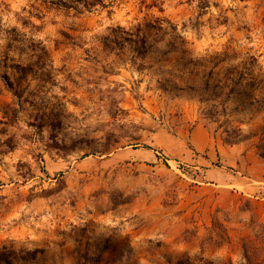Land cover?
<instances>
[{"label":"rangeland","instance_id":"1","mask_svg":"<svg viewBox=\"0 0 264 264\" xmlns=\"http://www.w3.org/2000/svg\"><path fill=\"white\" fill-rule=\"evenodd\" d=\"M98 1L0 0V251L247 264L264 0Z\"/></svg>","mask_w":264,"mask_h":264},{"label":"trees","instance_id":"2","mask_svg":"<svg viewBox=\"0 0 264 264\" xmlns=\"http://www.w3.org/2000/svg\"><path fill=\"white\" fill-rule=\"evenodd\" d=\"M98 0H91V4H97ZM135 44L137 54L143 56L148 50L145 46V40L143 38H138V40H131ZM103 46L109 49L114 48V46H120L119 40L117 38L111 37L110 39L105 38L102 42ZM212 108H215L212 106ZM256 149L261 157H264V136H261L256 143ZM250 229L253 232L252 236L244 237L241 239V250L243 259L247 264H262L264 262L261 257L262 251H264V224L258 222H252L250 224ZM35 258V252H25L23 255H18L12 250H7L3 248L0 251V264H21L26 260H33Z\"/></svg>","mask_w":264,"mask_h":264}]
</instances>
